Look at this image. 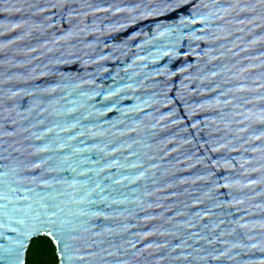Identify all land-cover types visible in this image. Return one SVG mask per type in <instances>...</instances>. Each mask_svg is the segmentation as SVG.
Listing matches in <instances>:
<instances>
[{"label": "water", "instance_id": "obj_1", "mask_svg": "<svg viewBox=\"0 0 264 264\" xmlns=\"http://www.w3.org/2000/svg\"><path fill=\"white\" fill-rule=\"evenodd\" d=\"M264 264V0H0V264Z\"/></svg>", "mask_w": 264, "mask_h": 264}, {"label": "trees", "instance_id": "obj_2", "mask_svg": "<svg viewBox=\"0 0 264 264\" xmlns=\"http://www.w3.org/2000/svg\"><path fill=\"white\" fill-rule=\"evenodd\" d=\"M26 264H60L57 246L51 237L41 235L33 238Z\"/></svg>", "mask_w": 264, "mask_h": 264}]
</instances>
